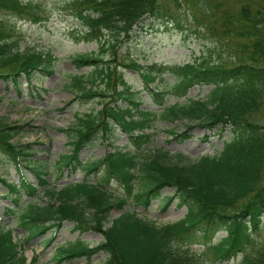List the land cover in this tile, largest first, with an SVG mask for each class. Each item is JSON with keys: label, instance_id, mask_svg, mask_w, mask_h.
Returning a JSON list of instances; mask_svg holds the SVG:
<instances>
[{"label": "trees", "instance_id": "obj_1", "mask_svg": "<svg viewBox=\"0 0 264 264\" xmlns=\"http://www.w3.org/2000/svg\"><path fill=\"white\" fill-rule=\"evenodd\" d=\"M188 1L193 16L228 50L166 66L141 65L129 53L121 60L116 49L145 19L176 18L172 6L163 0H73V15L82 25L76 38L98 41L101 49L73 57L76 67L90 71L72 75L71 85L77 98L97 100L101 108L76 113L75 124L62 129L70 153L62 154L57 166L82 168L101 178L50 184L31 145L14 141L24 125L0 118V153L21 175L19 182L0 175V184L7 188L4 196L12 202L4 210L8 222L0 217V264H39L40 254L29 260L24 246L37 238L51 246L67 221L82 232L96 230L104 239L95 247L81 239L60 244L55 251L58 261L86 256L83 264H95L91 257L103 251L108 258L102 264H204L206 259L225 263L240 254L236 264H264V0H247L236 7L229 0ZM3 10L41 20L35 8L21 0H0ZM175 26L185 28L180 22ZM14 31L0 16V81H11L20 90L22 78L54 73L58 58L50 50L21 49ZM127 69L141 71L157 108L142 107L135 86L125 77ZM167 69L174 84L152 87ZM195 86L211 88L205 98L188 97ZM171 97L186 100L168 103ZM159 120H186L183 133L172 130L184 139L194 125L218 129L219 135L230 130L231 136L218 154L191 160L182 152L171 155L165 148L149 146ZM119 130L129 135L132 150L113 146L100 159H81L83 151L100 139L112 144ZM112 180L121 184L122 194L109 187ZM166 188L173 191L163 195ZM160 197L164 209L177 200L186 208L185 216L159 225L126 209L130 201L148 207ZM115 208L121 213L111 219ZM19 228L25 231L23 237ZM221 229L227 235L213 242ZM199 234L205 245L200 253L191 247Z\"/></svg>", "mask_w": 264, "mask_h": 264}, {"label": "rangeland", "instance_id": "obj_2", "mask_svg": "<svg viewBox=\"0 0 264 264\" xmlns=\"http://www.w3.org/2000/svg\"><path fill=\"white\" fill-rule=\"evenodd\" d=\"M30 3L35 8L41 20L35 22L33 17H21L11 11L3 10L0 16L15 28L14 37L19 38L21 49L29 46L37 47L41 50H50L58 58L55 64V72L52 74L40 73L31 80L21 79L20 90L11 81H0V118H6L12 123L24 125V131L14 139L23 145H31L34 152V159L45 165V170L49 173V183L61 186L68 182H81L85 178L95 182L101 175L91 173L89 175L82 168L72 170L71 167L58 168L57 160L64 153H70L69 139L63 128L75 124L76 113H86L91 110H99L101 104L97 100H83L77 98V91L71 85V76L74 74L87 73L90 68H78L73 62V57L82 54L100 53L101 44L98 41L78 40L80 37L81 22L73 15V0H21ZM163 0L166 5H170L175 10L176 18H171L164 22L145 19L140 22L131 37L122 42L117 47V54L121 60L129 57L135 59L141 65H179L191 61L194 57L203 54L226 52L224 46L210 32L202 27L188 8V0ZM234 7L247 0H229ZM256 1V0H250ZM187 8V9H186ZM195 19V20H194ZM184 26L180 30L175 25L179 23ZM199 24H198V23ZM144 24V26H142ZM13 33V32H12ZM124 57H122V56ZM108 59L107 54H105ZM169 70V69H167ZM169 70L166 76L159 78L156 82H151V86L160 84L170 86L174 84L175 77ZM125 77L135 86L137 97L143 101L144 109H155L157 106L149 97L145 87V79L138 69H127ZM211 86H195L189 92L188 97L205 98ZM186 97H171L168 103L185 102ZM187 121H162L154 124L153 136L149 146L151 148H165L171 155L178 152L191 159L196 160L203 155L218 154L225 140L231 136L230 130L224 131L219 135L218 129L211 130L208 127L194 125L190 130V137L187 139L176 137L174 133L180 134L187 129ZM172 130H174L172 132ZM117 146L125 150H132L133 145L129 144V135L121 130L116 132L115 141L109 144L108 141L100 139L92 143L81 154V159L94 161L105 156L112 151V147ZM29 179L37 182V178L30 169L26 170ZM0 175L7 177L10 181L19 182L20 172L14 164L0 153ZM109 187L116 193L122 194L121 184L112 180ZM7 188L0 184V217L7 223L4 216L5 207L12 202L6 198L4 193ZM172 188H166L163 195L172 192ZM39 201V198H35ZM45 200V199H44ZM135 209L149 219L156 221L159 225L176 222L183 218L187 212L185 207H180L177 200L168 208L164 209L162 199H154L148 207L130 201L126 209ZM121 210L115 208L111 213V219L118 216ZM19 237H23L25 231L17 229ZM77 230L73 221H67L59 232L56 242L51 246H46L42 238L32 240L24 246L25 254L32 259L34 254H40L39 264H83L87 261L86 256H79L71 260L58 261L55 258L56 247L60 244L81 239L90 247H95L104 239L103 235L96 230L90 229L82 232ZM264 233V227L261 230ZM227 235L226 230L216 232L212 237L215 242ZM47 236H51L48 233ZM196 243L191 247L200 253L203 251L204 238L201 234L197 235ZM243 255L231 259L225 263L212 262L205 260L204 264H236L242 259ZM108 258V254L103 251L95 253L91 260L95 264H102Z\"/></svg>", "mask_w": 264, "mask_h": 264}]
</instances>
